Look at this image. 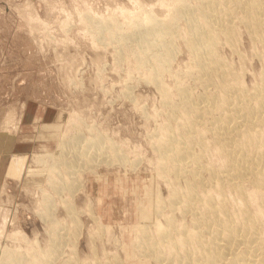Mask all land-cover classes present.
<instances>
[{
  "label": "rangeland",
  "instance_id": "rangeland-1",
  "mask_svg": "<svg viewBox=\"0 0 264 264\" xmlns=\"http://www.w3.org/2000/svg\"><path fill=\"white\" fill-rule=\"evenodd\" d=\"M194 3L189 1L191 8ZM180 4V0H0L1 264H157L145 254L147 246L138 241L142 240L138 227L141 214L151 210V199L158 192L162 209L166 208L160 211L168 215L174 211L170 215L178 220L177 227L183 223L190 228L189 215L170 211L166 204L168 187L186 186L190 177L166 170L155 145L165 127L177 131V120L182 118L179 83L187 84L196 96L203 89L187 74L191 54L185 29L190 18L180 13ZM147 13L156 22L152 33L144 35L146 22L141 21ZM168 20L173 35L157 37L160 22ZM236 27L235 46L222 40L216 50L250 88L264 69L263 45L249 37L243 23L236 22ZM169 36L172 51L166 55L162 50ZM164 55L168 60L159 80L169 100L163 99L162 88L150 75L155 57ZM201 129L209 147L203 161L223 167L225 162L211 144L209 131ZM93 136L101 144L94 166L82 165L80 159L75 162L79 170L68 177L57 153L59 142L74 139L72 148L81 149ZM95 148H90L92 156ZM63 157L69 159L71 154L64 152ZM53 164L55 168L46 172ZM61 165L65 166L60 169ZM61 175L73 179L72 189L59 182ZM202 176L209 179L206 170ZM62 200L72 201L75 220ZM234 203L228 202L231 210L236 208ZM254 203L250 204L253 211L257 209ZM46 206L51 213L48 221L39 213ZM160 214L148 222L150 235L156 234L155 219L161 225L167 223ZM56 225L61 242L48 258L44 254L52 245L51 228ZM6 248L14 249L15 255L7 259Z\"/></svg>",
  "mask_w": 264,
  "mask_h": 264
},
{
  "label": "bare ground",
  "instance_id": "bare-ground-1",
  "mask_svg": "<svg viewBox=\"0 0 264 264\" xmlns=\"http://www.w3.org/2000/svg\"><path fill=\"white\" fill-rule=\"evenodd\" d=\"M180 1V13L190 18L185 29V43L189 55L191 54L189 57L191 63L187 74L192 77V81L198 80L203 89L196 96L193 95L187 84L179 83L177 95L178 104H180L179 110L181 108L182 115L180 112L178 115L182 118L177 120V122L180 120L177 131L165 127V133L163 132L162 136H158L155 145L159 153L157 154L164 163L166 170L173 172V175H184L183 177H185L188 174L190 177L189 179L188 176L185 177L188 180L186 186H182L185 187L184 189L177 186L168 187L169 193L166 197L168 202L166 204L168 203L167 205L172 209L170 211L177 210L183 217L189 215L188 221L191 226L188 229L187 225L182 223L183 225L177 227L176 223L179 224V222L172 217L174 215H170L171 212L168 215L160 211L163 208L162 196L159 192L157 195L153 193L156 196L151 199V210L143 211L141 214L142 220L138 231H141L139 238L142 240L138 241L147 246L146 252L144 250L145 254L147 253L150 258L153 257L157 264H264V69L261 71L258 83L249 88L241 83V80L228 68V62L216 50L222 40L235 46L236 43L233 41L239 38L236 22H239L244 24L252 40L262 41L261 55L264 59V0H195L192 8L189 5L190 0ZM142 20V23L146 22L144 28H142L143 25L141 27L142 33L144 35L152 33L153 23L156 22V19L150 18L147 13ZM173 21L175 22V20ZM160 24L161 28L158 30L157 37L160 38L163 34L165 36L166 34L173 35L174 27L169 20L166 23L160 22ZM169 37L170 40L166 41L167 44L164 43L166 45L162 50L166 55L172 51L171 42L173 39H171L172 36ZM141 41L143 39L140 40V43ZM166 55H164L165 57H155L157 63L156 66L152 63L155 67L150 75L151 79L155 80L162 88V96L164 97L162 98L169 100V95L159 80V74L168 60ZM155 59L154 62H156ZM202 127L207 129V132L209 131L211 144L216 146L225 162L223 167L209 166L205 164L206 161H203V156L205 153L208 154L209 147L204 140V133L200 132ZM98 138V136H93L86 139L81 149L72 148L76 143L74 139L73 141L62 139L59 142L57 153L60 157V163L67 167L65 170L67 175L75 174V171L79 170L75 169V162L80 161V159L82 165L88 167L93 165L94 160L100 156L101 144H97ZM93 146H96L94 156L91 155L90 151ZM195 147H198V150H195ZM114 148L116 147L114 146ZM117 150L119 151L118 148ZM157 150L155 151L157 152ZM64 152H69L71 157L69 159L64 158ZM116 156L114 154L112 160ZM119 159H123V157L121 156ZM65 165L58 167L61 169ZM52 168H55L54 164L45 171L50 173ZM204 170L209 175L207 180H204L202 176ZM68 177L74 176L69 175ZM68 177L61 175L58 179L70 190L73 179ZM56 183L54 182V184ZM176 187L180 190H177ZM62 190L64 193L66 192L65 189ZM63 196L64 199L67 197V195L66 197ZM68 198L66 199L68 200ZM65 201H63V205L66 204L67 214H70L75 220L76 215L73 214L76 210L73 209L72 201H68L70 203H65ZM232 201H235L233 204L234 208L236 206L235 210H231L230 205H228V202L232 203ZM251 203H254L253 209L254 205L257 204L256 210L253 211L250 208ZM49 208L46 206L44 211L39 212L44 220L47 219L46 221L51 217ZM158 213H163L160 214L161 216L165 215V222L167 223L163 222L161 225L159 221L157 222L158 218L153 219V225L155 224V231H153L156 234H153L154 237H152L153 235L149 234L151 232L147 230V227L152 222L149 220L153 216L159 215ZM91 217L94 216L91 214ZM68 219L67 222L70 223ZM78 220L76 222L79 224ZM102 227L105 229L104 226ZM51 229L53 242L44 254L48 258L56 253L59 249L57 245L61 242L59 240L61 232L57 225ZM21 236L25 237V234L21 232ZM163 245L166 246L165 249H169L170 255L164 253L167 250H163ZM13 250L9 248L7 251H3L5 255L7 254V259H9L10 254L15 255ZM5 260L6 258H3V261L8 263ZM113 263L115 264V262Z\"/></svg>",
  "mask_w": 264,
  "mask_h": 264
}]
</instances>
